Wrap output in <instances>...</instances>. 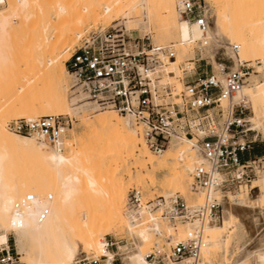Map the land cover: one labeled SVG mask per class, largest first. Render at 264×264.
Returning a JSON list of instances; mask_svg holds the SVG:
<instances>
[{"label": "bare ground", "instance_id": "bare-ground-1", "mask_svg": "<svg viewBox=\"0 0 264 264\" xmlns=\"http://www.w3.org/2000/svg\"><path fill=\"white\" fill-rule=\"evenodd\" d=\"M209 1L218 8L213 12V27L206 36L209 47L205 50L214 43V36L224 31L241 56L244 50L258 56L255 74L246 77L234 99L243 100L250 108L252 130L264 133V0H258L261 8L251 11L243 8L244 0ZM42 3L18 0L16 4L22 19L31 15L35 21L33 33L27 27L32 35L22 49H26L33 68L28 67L29 73L32 71L29 75L16 70L13 62L19 54H8L4 40L8 21L0 20V246L8 247V233H13L15 249L24 264H72L82 256L110 257L104 249V237L125 230L127 244L116 243L122 264H147L145 255L151 244L173 235L183 236L185 225L178 223L181 227L175 233L174 226L161 218L159 211L150 210L149 201L144 203L141 197L139 207L128 212L126 189L134 179L140 193L142 188L155 189L166 200L177 193L187 204L199 205L202 197L190 187L198 158L186 140L172 142L155 156L140 129L124 116L95 107L71 90L72 86L68 88V100L65 81L70 74L64 63L88 26L102 22L103 30L133 15L137 20L131 23L135 26L132 31L151 33L159 45L174 42L175 59L157 72L162 71L169 84L182 87L178 81L182 75L172 77L168 73L174 74L175 64L194 54L201 33L196 25L179 19L174 0H55L49 6L43 3L46 7ZM66 53L68 56L63 57ZM213 66L219 68L217 63ZM35 73L45 79L46 86L38 78L47 88L43 87L44 93L37 92L39 82L35 80L39 75ZM36 93L40 94L37 98ZM86 112L95 114L87 117ZM47 115L79 117L81 127L77 132L75 127L66 129L59 148L32 136L11 134L6 128L10 118ZM127 157L139 169L135 173L125 169L126 186L119 164ZM255 183L256 199L250 200L249 190L243 187L236 196L229 197V193V199H224L228 227L213 225L206 229L207 243L201 256L207 255L209 262L264 264V174ZM29 194L33 199L26 201ZM41 213L45 215L39 219ZM243 222H248L253 232L245 230L249 242L240 249L235 224L244 227ZM225 258L226 263H222Z\"/></svg>", "mask_w": 264, "mask_h": 264}, {"label": "built area", "instance_id": "built-area-1", "mask_svg": "<svg viewBox=\"0 0 264 264\" xmlns=\"http://www.w3.org/2000/svg\"><path fill=\"white\" fill-rule=\"evenodd\" d=\"M176 10L179 19L196 25L202 37L194 55L181 64L183 75L178 81L182 87L169 84L162 71L157 72V68L175 59L173 44H146L116 30L89 31L64 63L72 90L95 107L112 109L127 118L140 129L155 154L172 142L186 140L198 158L190 187L201 195V204L189 205L177 193L167 200L157 197L147 203L150 210L159 211V216L174 228L178 223L185 225L183 236L173 235L154 242L145 255L147 264H202L201 252L207 243L205 231L220 223L224 199L236 189L250 188L260 164L264 167V155L249 156L256 138L251 136L247 105L234 99L245 84L249 67L239 64L228 68L223 56L205 53L209 47L206 36L211 15L204 0H179ZM237 49L232 48L234 52ZM71 122L69 117L47 115L13 119L6 128L59 148ZM140 197L138 190L130 189L128 212L139 207ZM32 199L31 194L25 197L26 201ZM44 215L41 213L39 219ZM116 242L119 241L113 239L104 244L110 257L82 256L72 264H116L119 258ZM0 252V264H17L9 247Z\"/></svg>", "mask_w": 264, "mask_h": 264}, {"label": "rangeland", "instance_id": "rangeland-1", "mask_svg": "<svg viewBox=\"0 0 264 264\" xmlns=\"http://www.w3.org/2000/svg\"><path fill=\"white\" fill-rule=\"evenodd\" d=\"M26 1H29V0H26ZM51 1L54 2L55 0H41V2L46 4V6L47 5L49 6ZM174 1H175V3H177V0H174ZM201 1H203V0H201ZM204 1H205L206 5H207L208 12L211 15V24L209 25V27L211 28V27H213V21H212L213 12L218 8V4L210 2L209 0H204ZM17 3H18V0H0V20L4 19V20L8 21V30H7V32H5L6 36H5V39H4L6 45L9 46L7 48L11 49V50L8 49V51H9L8 54L11 55L10 53L15 52V53H13L14 55L12 54V56H15V57H17L18 54H19V56L17 57V60L15 59V61L13 62L15 65L14 64L13 65L16 66L15 68H16V70H18L19 73L23 72L22 74H24L25 72H27L28 75H29L32 72L31 71L29 73L30 69H28L29 66L31 68V63L29 65V61L27 60L28 53L24 52L26 49L23 50V52H22V49H24L23 44H27V42H29L30 39H31L30 35H32L31 33H33L32 29H34V27H32V25H35L34 24L35 21L31 17V15H28L26 18L22 19L19 16V11H17V8H16V4ZM242 6H243V8L245 10L251 11V10H254V8H256V7L261 8L262 5L258 2V0H244ZM175 7H176V4H175ZM136 20L137 19L133 15H130L129 18L122 17L120 20H118V21L114 22L113 24L107 26L105 29L113 30V32H115V30H116V32H118V33L122 32V33H124L125 37H128L131 40L138 39L139 41L143 40L144 43H146V44L147 43H153V44L159 45V44L154 42L153 35L151 33L141 34L138 31H132L135 26H132L131 23L136 21ZM20 26L26 27V28L27 27H31L30 28L31 33L26 31V30H28V28L27 29L25 28V30H19ZM88 27H87L88 30H86L87 28L85 29L86 34L89 31H92V30H96V29L102 30L101 28L104 27V26H103L102 22H99L96 25H93V26L91 25V26H88ZM85 32L83 33V36L86 35ZM78 43H79V40L74 44V47L77 46ZM173 43L174 42H171V44H173ZM166 45H170V43L164 44L162 46H166ZM233 46L234 45H233L232 41L230 40V38L228 37V35L224 31H221V33L219 35H215L214 36V43L210 46V48L205 53L208 54L209 56H211L212 54H217V55L223 56L225 59H227L225 61L227 62L226 65H227L228 68H233V67L235 68V65L238 66L239 64L247 65L249 67V69H248L249 75L247 76V78H249L251 74H255L256 66H257L256 63L259 62L258 56L257 55L253 56V54L250 51H247V50L242 51V56H241L239 51H238V49L235 52L232 50ZM14 49H15V51H14ZM193 55L194 54H192L191 56H187V58H185L184 60H181V61H179V62H177L175 64L176 71H175L174 74H172V77H174V76L176 77L177 75H183V72H182L183 70H182V68H179V65H181L183 62H185L186 59L191 58ZM20 56H21V58H20ZM22 56H23V59H22ZM62 56L63 57L64 56H68V53L63 54ZM233 62L235 63V65L233 64ZM212 63H213V65L216 64L215 61H213ZM179 69H181V73L179 72ZM215 69H218V68H215ZM31 70H33V68H31ZM167 70L168 69H165V71H167ZM34 72H36V71L34 70ZM27 73H25V74H27ZM34 75L35 76L39 75V77L37 76V80H35L34 79L35 77L32 75V80L34 79L36 83H38L40 81L41 83H43V85H45L44 84L45 83V81H44L45 79L43 80L44 77H42V76L40 77V74H37V73H35ZM29 77L31 78V76H29ZM38 78L39 79L42 78V80L44 82H42ZM40 82H39V85L37 87L38 88L37 92L44 93L46 91V89H47L45 87L46 85L43 86ZM65 85H66L65 86L66 87V95H67V98L69 100V98H70V89L68 91V88L69 87L71 88V86H72L71 85V77L70 76L69 77L67 76L66 81H65ZM43 87L46 88V89L44 90ZM39 93H36L34 96L36 98L39 97V95L41 94V93L40 94ZM100 112H104V111H100ZM93 114H95V113L94 112H88V113L86 112V116L87 117L93 116ZM246 114H247L246 117L248 119H250L252 113H251L250 108H248V106H247ZM18 118H22V117H18ZM13 119H17V118H10L9 121L13 120ZM79 124H80L79 117H72L71 126L69 128H74L75 127L74 130L77 132L78 129H80L79 127H81ZM8 132L13 134L9 130H8ZM66 132L68 133V131H66ZM251 136L252 137L254 136L256 138V142L254 143V149L250 153L251 158H253V156L255 154V147L256 146H258L260 149L263 150L262 155H260V156H263L264 155V133H262L261 131H258V130H254L253 133H251ZM154 155L156 156V154H154ZM262 165H264V163ZM126 168L131 169V172H134V173L137 172L139 168L134 166V163L130 159V157L125 158V161H123L122 163L119 164V172L122 175L123 183L126 184V186H127L128 185V175L125 173V169ZM262 174H264V167H262L261 164H260V168L257 171V176L252 180L251 190H250L249 187L246 188V189L249 190L247 197L250 200H254L257 197L258 191H257V189L254 188V186L256 185V183H255L256 180L260 176H262ZM133 180H131L132 183L129 182L130 184L128 185V187L126 189V192H125V201L126 202H127V198H128V194H129L130 189H132V188L135 189L136 183L134 182L135 180L134 181ZM141 190H142L141 200L144 203L146 201H150V199L155 200L157 197H160L158 190H155V189L146 190V188H142ZM243 190H245V188H243ZM236 191H237V189L234 192H232L231 194H229V197L230 196H233V197L236 196V194H237ZM173 192H177V190H175ZM242 197H244V196H242ZM247 197H244V198H247ZM185 198H186V200H188L189 197L186 196ZM191 199H192V196H191ZM228 199L229 198H225V200H228ZM125 207H126V205H125ZM222 218H223V222H222V224H220L221 221H222ZM222 218H221L220 223L217 224L216 226L221 227L223 225L224 226L226 225V227H228L229 219L226 216V213H225L224 209H223V213H222ZM168 224H171V223H168ZM243 225H244V227H241V226L235 224L236 231H237V233L239 235V243H240L239 247H241L240 249H243V245L245 246L249 242L248 241V235L245 234V230L248 232V234L253 232V228L250 226V224L248 222H243ZM180 227H181V225L177 224V226L175 228V233L179 232ZM119 232L120 231L109 233L108 235H106L104 237V240H106V241L112 240L113 241V239H114L116 241H119V242H116V243H119L120 246L126 245L128 237H126L127 235L125 233V230H122L120 234H119ZM8 234L9 235L7 237H8L9 250L16 257L17 264H24L23 260H22V256L18 255L17 251L15 249V236L13 235V233H8ZM151 246H152V244H151ZM151 246L149 247V250H150ZM4 247H6V246H0V249H3ZM229 251H232V248H230ZM0 254H1V252H0ZM201 257H202V264H219L218 260H215V262L214 261L213 262H209V259H208L207 255H205L204 253H203V256H201ZM221 261H222V263H226V258L221 260ZM115 262H116V264H122V261H121L120 257L116 258Z\"/></svg>", "mask_w": 264, "mask_h": 264}, {"label": "crops", "instance_id": "crops-1", "mask_svg": "<svg viewBox=\"0 0 264 264\" xmlns=\"http://www.w3.org/2000/svg\"><path fill=\"white\" fill-rule=\"evenodd\" d=\"M262 152H263V150L262 149H260L258 146H256L255 147V154H254V156H260V155H262ZM250 156V155H249ZM246 157H248V156H246ZM251 157V156H250Z\"/></svg>", "mask_w": 264, "mask_h": 264}]
</instances>
